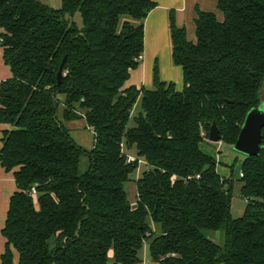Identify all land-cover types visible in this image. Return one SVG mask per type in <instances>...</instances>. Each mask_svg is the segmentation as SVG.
Here are the masks:
<instances>
[{
    "label": "trees",
    "instance_id": "obj_1",
    "mask_svg": "<svg viewBox=\"0 0 264 264\" xmlns=\"http://www.w3.org/2000/svg\"><path fill=\"white\" fill-rule=\"evenodd\" d=\"M156 6L0 0V44L12 71L0 88V123L10 126L0 163L18 187L1 264H137L145 243L160 264H264V127L263 149L242 164L240 217L232 215L233 178L201 148L213 122L221 141L234 145L246 114L264 99V0H218L220 13L199 12L195 41L171 14L183 89L157 67L152 89L125 87ZM77 12L82 26L66 17ZM78 118L94 132L91 149L63 123ZM141 159L147 168L133 202L126 183ZM220 230L222 244L214 239Z\"/></svg>",
    "mask_w": 264,
    "mask_h": 264
},
{
    "label": "crops",
    "instance_id": "obj_2",
    "mask_svg": "<svg viewBox=\"0 0 264 264\" xmlns=\"http://www.w3.org/2000/svg\"><path fill=\"white\" fill-rule=\"evenodd\" d=\"M157 6L152 9L145 20V44L143 59L131 70L130 78L125 87L135 86L138 89H152L155 85V68H158L162 80L174 82L181 90L184 87L183 67L173 61L171 39V14L177 26L186 30L189 40H196V20L200 11L218 12V0H154ZM42 2V1H41ZM12 76L10 66L5 62L4 47L0 44V88L1 83ZM140 109V101L134 111ZM10 128L6 123H0V148L2 146L3 130ZM201 148L214 156L218 163L220 156ZM128 156H136V149H126ZM241 175V172H240ZM18 190L13 171H7L0 163V264L5 251L6 238L2 234L5 226L10 200ZM17 256V255H16ZM141 261L137 264H160L152 258L150 246L145 243L140 253Z\"/></svg>",
    "mask_w": 264,
    "mask_h": 264
},
{
    "label": "rangeland",
    "instance_id": "obj_3",
    "mask_svg": "<svg viewBox=\"0 0 264 264\" xmlns=\"http://www.w3.org/2000/svg\"><path fill=\"white\" fill-rule=\"evenodd\" d=\"M42 3L47 4L53 8H60L62 6V0H40ZM68 19L75 21L79 26H82V16L77 12L73 17L67 15ZM63 109H60L62 113ZM63 123L69 129V132L73 140L83 146L86 149H91L94 144V132L87 125L84 118H78L74 120H64ZM203 149L210 151L213 155L220 156L221 162L218 163V171L220 174L229 178L232 177L234 180L233 185V196H232V215L233 217H240L243 215L245 207L247 205L246 199H244L240 194V189L242 182L240 180V172L242 169L243 161L246 157L245 154L234 149V145H230L223 141L213 142L209 139L204 140L201 144ZM136 158V156H134ZM88 158L83 156L81 158L80 171L84 172L88 167ZM147 168L146 161L144 159L140 160V165L138 169L133 174V180L126 183V190L128 192L129 199L133 202L136 201L137 196V184L136 179H138L144 170ZM224 233L222 230L217 231L214 235V239L223 243ZM56 264V263H54Z\"/></svg>",
    "mask_w": 264,
    "mask_h": 264
},
{
    "label": "water",
    "instance_id": "obj_4",
    "mask_svg": "<svg viewBox=\"0 0 264 264\" xmlns=\"http://www.w3.org/2000/svg\"><path fill=\"white\" fill-rule=\"evenodd\" d=\"M64 57L57 73L58 84L64 77ZM264 127V99L259 106L251 108L245 116L241 130L234 143V149L245 154L246 156L259 155L263 149L262 145V129ZM209 140L218 142L221 140V131L216 122L210 127Z\"/></svg>",
    "mask_w": 264,
    "mask_h": 264
},
{
    "label": "built area",
    "instance_id": "obj_5",
    "mask_svg": "<svg viewBox=\"0 0 264 264\" xmlns=\"http://www.w3.org/2000/svg\"><path fill=\"white\" fill-rule=\"evenodd\" d=\"M1 41H2V36H1V34H0V42H1ZM141 58L143 59V56H141ZM202 135H203V136H206V133L203 132ZM134 159H135V157H133V156H129V160H134ZM197 177H200V175L198 174ZM31 192H32L33 194H35V193L37 192V190H36L35 188H33Z\"/></svg>",
    "mask_w": 264,
    "mask_h": 264
}]
</instances>
